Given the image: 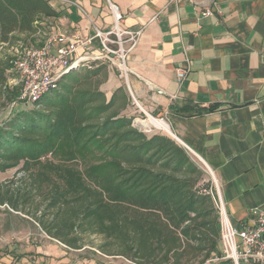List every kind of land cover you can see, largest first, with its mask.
I'll list each match as a JSON object with an SVG mask.
<instances>
[{
    "label": "trees",
    "instance_id": "1",
    "mask_svg": "<svg viewBox=\"0 0 264 264\" xmlns=\"http://www.w3.org/2000/svg\"><path fill=\"white\" fill-rule=\"evenodd\" d=\"M58 15L49 0H0V44L35 38ZM11 67L0 58V92ZM108 75L109 64L93 60L31 106L20 103L0 124V171L27 172L30 159L46 157L55 145L76 147L95 186L66 197L52 174L31 171L52 211L51 219H39L49 236L82 249L87 236L99 235L102 253L136 264H232L214 260L221 257L220 214L202 164L172 136L140 129L135 119L143 114L126 87L110 98L102 90ZM8 193L0 183V203L18 208Z\"/></svg>",
    "mask_w": 264,
    "mask_h": 264
},
{
    "label": "crops",
    "instance_id": "2",
    "mask_svg": "<svg viewBox=\"0 0 264 264\" xmlns=\"http://www.w3.org/2000/svg\"><path fill=\"white\" fill-rule=\"evenodd\" d=\"M49 2L59 15L45 20L44 41L52 33L86 38L95 28L108 31L115 24L111 4L117 5L119 26L139 34L128 78L109 65L102 90L110 98L124 85L133 104L163 119L171 131L164 133L213 175L233 224L249 221L253 208L264 211V0ZM207 9L212 14L203 15ZM84 51L100 54L99 40ZM178 70H186L184 78ZM52 251L8 243L0 246V264H136L120 255L104 254L110 260L98 263Z\"/></svg>",
    "mask_w": 264,
    "mask_h": 264
},
{
    "label": "rangeland",
    "instance_id": "3",
    "mask_svg": "<svg viewBox=\"0 0 264 264\" xmlns=\"http://www.w3.org/2000/svg\"><path fill=\"white\" fill-rule=\"evenodd\" d=\"M48 21L43 25L46 32H49ZM42 41H44L43 34L33 39L17 41L14 44H0V58L11 63L21 46L37 47L42 45ZM7 74V84L1 89L2 93L0 92V124L9 117L14 109L20 107V103H25L20 98L23 85L19 74L12 67ZM27 106H31V104ZM136 106L143 114L135 119V123L140 129L145 131L156 129L164 132L162 129L151 125L142 127V120H147L150 116L156 119H160V117L146 113L140 105L136 104ZM81 160L79 149L68 144H57L46 157L30 159L27 165L29 171L27 172L23 171L21 166L5 172L0 171V183L9 189L8 196L15 198L19 204L18 208H14L10 204H0V246L2 248L8 243H17L19 248L28 250L33 248L45 250V248L49 249L52 246L51 254H63L62 252L66 250L68 254L74 256L83 254L98 263L110 260L99 249V245L104 242V239L99 235L87 236L86 245L80 250H68L62 246L63 243L49 236L39 223L40 218L51 219L52 211L45 209L48 203L46 193L43 194L33 187L31 171L45 170L49 172L60 183L64 196L70 197L88 185H96L90 165H83ZM202 167L207 172L211 182L215 184L213 175L203 164ZM114 260L124 261L121 258Z\"/></svg>",
    "mask_w": 264,
    "mask_h": 264
},
{
    "label": "built area",
    "instance_id": "4",
    "mask_svg": "<svg viewBox=\"0 0 264 264\" xmlns=\"http://www.w3.org/2000/svg\"><path fill=\"white\" fill-rule=\"evenodd\" d=\"M80 9L91 21L85 10ZM111 10L115 24L108 31L95 28V33L86 38L52 33L41 46H21L17 56L11 61L12 68L19 74L23 85L21 100L27 104L39 101L57 88L64 75L93 60H103L116 66L127 79L130 71L128 57L137 43L139 33L134 34L119 26L122 15L117 5L111 4ZM210 14V9L203 12V15ZM95 39L99 40L101 53L91 55L82 52L91 47ZM177 75L179 79L184 78L186 70H178ZM135 103L139 105L136 100ZM159 120L164 122L162 118ZM215 198L220 214L221 257L214 260H230L232 264H264V211L253 208L250 210L249 221L236 226L229 217L219 191Z\"/></svg>",
    "mask_w": 264,
    "mask_h": 264
},
{
    "label": "bare ground",
    "instance_id": "5",
    "mask_svg": "<svg viewBox=\"0 0 264 264\" xmlns=\"http://www.w3.org/2000/svg\"><path fill=\"white\" fill-rule=\"evenodd\" d=\"M141 124H142L143 126H150V125H151V126H155V127H157V128L164 129V130H166L167 132L171 133L169 127L166 125L165 122H162V121H160L159 119L153 118V117H151V116H150L149 119H147V120H142V121H141Z\"/></svg>",
    "mask_w": 264,
    "mask_h": 264
},
{
    "label": "water",
    "instance_id": "6",
    "mask_svg": "<svg viewBox=\"0 0 264 264\" xmlns=\"http://www.w3.org/2000/svg\"><path fill=\"white\" fill-rule=\"evenodd\" d=\"M141 126H142V127H147V126H143L142 124H141Z\"/></svg>",
    "mask_w": 264,
    "mask_h": 264
}]
</instances>
